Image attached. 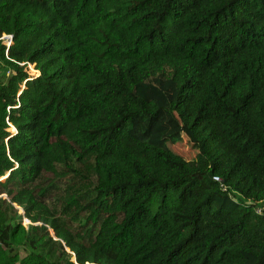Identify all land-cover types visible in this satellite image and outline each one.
<instances>
[{
    "label": "trees",
    "instance_id": "16d2710c",
    "mask_svg": "<svg viewBox=\"0 0 264 264\" xmlns=\"http://www.w3.org/2000/svg\"><path fill=\"white\" fill-rule=\"evenodd\" d=\"M4 35L0 264H264V0H0Z\"/></svg>",
    "mask_w": 264,
    "mask_h": 264
},
{
    "label": "rangeland",
    "instance_id": "374dc122",
    "mask_svg": "<svg viewBox=\"0 0 264 264\" xmlns=\"http://www.w3.org/2000/svg\"><path fill=\"white\" fill-rule=\"evenodd\" d=\"M28 73L33 75V65L28 66ZM10 132H14V129L11 128ZM165 145L171 153L183 158L184 160L190 161L197 158L198 152L196 147H194L183 135L175 140L167 141Z\"/></svg>",
    "mask_w": 264,
    "mask_h": 264
},
{
    "label": "built area",
    "instance_id": "2783aa9c",
    "mask_svg": "<svg viewBox=\"0 0 264 264\" xmlns=\"http://www.w3.org/2000/svg\"><path fill=\"white\" fill-rule=\"evenodd\" d=\"M0 40H3L5 42V44H7L8 46L11 44L12 42V37L11 36H8V35H4L3 37L0 38ZM33 75H37L38 72L36 70L33 69ZM216 181H219L218 178H216ZM257 212L259 213L260 210L258 209Z\"/></svg>",
    "mask_w": 264,
    "mask_h": 264
}]
</instances>
